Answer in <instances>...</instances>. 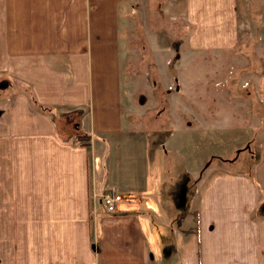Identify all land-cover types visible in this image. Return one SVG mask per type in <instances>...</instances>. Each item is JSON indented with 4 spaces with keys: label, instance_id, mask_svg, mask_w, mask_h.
<instances>
[{
    "label": "crops",
    "instance_id": "0c3cea01",
    "mask_svg": "<svg viewBox=\"0 0 264 264\" xmlns=\"http://www.w3.org/2000/svg\"><path fill=\"white\" fill-rule=\"evenodd\" d=\"M256 2L165 0L164 10L190 27L189 49L224 52L250 31L252 15L264 22V0ZM124 6L0 0V74L27 82V94L0 92V264H264V175L208 173L205 152L188 160L199 182L183 207L173 191L148 188L161 152L155 146L149 160L142 128H128L123 114ZM254 87L264 105V67ZM79 132L86 144L74 140ZM175 138L173 128L168 150ZM99 160L103 184L126 195L113 211L93 196Z\"/></svg>",
    "mask_w": 264,
    "mask_h": 264
},
{
    "label": "rangeland",
    "instance_id": "374dc122",
    "mask_svg": "<svg viewBox=\"0 0 264 264\" xmlns=\"http://www.w3.org/2000/svg\"><path fill=\"white\" fill-rule=\"evenodd\" d=\"M256 1L261 5L262 0ZM164 4L165 0H125L119 21L123 114L128 128L135 123L142 128L149 160L155 146L161 152L159 176L151 178L148 188L173 191L176 206L183 207L185 194L198 189L199 174L186 167L190 159L207 154L208 173L223 169L264 175V105L254 87L264 67V22L252 15L250 31L224 52L193 51L187 43L190 27L166 12ZM8 88L27 94L26 81L0 74V92ZM64 114L58 115V125L74 131L76 123L61 117ZM173 128L176 151L165 147ZM83 133H76L81 139L74 140L88 142L90 137ZM129 167L135 177V166ZM104 172L102 160L91 162V186L98 198L107 187ZM122 178L126 179L124 173Z\"/></svg>",
    "mask_w": 264,
    "mask_h": 264
},
{
    "label": "built area",
    "instance_id": "2783aa9c",
    "mask_svg": "<svg viewBox=\"0 0 264 264\" xmlns=\"http://www.w3.org/2000/svg\"><path fill=\"white\" fill-rule=\"evenodd\" d=\"M99 202L107 209L108 211L116 210L121 202L124 201L126 195L117 191L114 187H103L99 193Z\"/></svg>",
    "mask_w": 264,
    "mask_h": 264
},
{
    "label": "trees",
    "instance_id": "16d2710c",
    "mask_svg": "<svg viewBox=\"0 0 264 264\" xmlns=\"http://www.w3.org/2000/svg\"><path fill=\"white\" fill-rule=\"evenodd\" d=\"M83 134H85V135H82V137H87L88 139H89V134L88 133H83ZM76 136V139L77 140H79V139H81V135L80 134H77V135H75ZM87 142H84L83 144H86Z\"/></svg>",
    "mask_w": 264,
    "mask_h": 264
}]
</instances>
